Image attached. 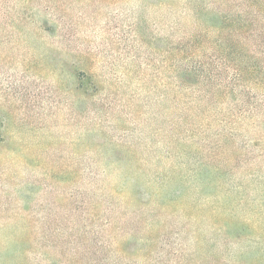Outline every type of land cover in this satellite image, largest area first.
Masks as SVG:
<instances>
[{
  "label": "rangeland",
  "instance_id": "374dc122",
  "mask_svg": "<svg viewBox=\"0 0 264 264\" xmlns=\"http://www.w3.org/2000/svg\"><path fill=\"white\" fill-rule=\"evenodd\" d=\"M0 264H264V0H0Z\"/></svg>",
  "mask_w": 264,
  "mask_h": 264
},
{
  "label": "trees",
  "instance_id": "16d2710c",
  "mask_svg": "<svg viewBox=\"0 0 264 264\" xmlns=\"http://www.w3.org/2000/svg\"><path fill=\"white\" fill-rule=\"evenodd\" d=\"M260 10H262V7H260ZM262 11L260 13H262ZM242 17H243V19H242L243 23H241L239 25V27H238L239 30H244L249 25V23L251 22V20L248 17H246L245 15L242 14Z\"/></svg>",
  "mask_w": 264,
  "mask_h": 264
}]
</instances>
